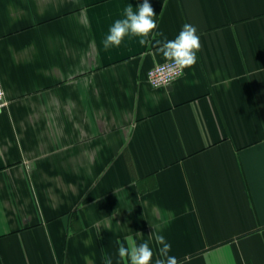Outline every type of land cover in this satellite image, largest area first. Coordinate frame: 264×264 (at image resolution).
Wrapping results in <instances>:
<instances>
[{
    "label": "crops",
    "instance_id": "1",
    "mask_svg": "<svg viewBox=\"0 0 264 264\" xmlns=\"http://www.w3.org/2000/svg\"><path fill=\"white\" fill-rule=\"evenodd\" d=\"M142 2L0 0V264H121L152 233L181 264H264V0H149L202 45L159 87L155 46L101 43Z\"/></svg>",
    "mask_w": 264,
    "mask_h": 264
},
{
    "label": "clouds",
    "instance_id": "2",
    "mask_svg": "<svg viewBox=\"0 0 264 264\" xmlns=\"http://www.w3.org/2000/svg\"><path fill=\"white\" fill-rule=\"evenodd\" d=\"M155 16L149 0H143L135 11L132 5L128 4L123 10L122 18L115 20L109 27L101 42L103 49L108 51L120 47L126 37L138 39L141 46H155L168 62L170 72L174 76H182L185 69L197 63V54L202 48L198 29L191 23H185L179 34L169 40L162 32L156 31L158 22L154 19ZM150 239H154L158 246V255L148 242L137 244L131 237L127 238V243L118 240L121 264H153L154 255H156L154 264H181L176 256L170 255L172 245L162 234L152 233ZM105 264H112L110 257L105 258Z\"/></svg>",
    "mask_w": 264,
    "mask_h": 264
},
{
    "label": "built area",
    "instance_id": "3",
    "mask_svg": "<svg viewBox=\"0 0 264 264\" xmlns=\"http://www.w3.org/2000/svg\"><path fill=\"white\" fill-rule=\"evenodd\" d=\"M167 61L151 67L146 74L147 81L154 87L166 86L171 84L179 77L174 76L167 67ZM185 71V70H184ZM184 74V73H183ZM7 105L5 91L0 86V112Z\"/></svg>",
    "mask_w": 264,
    "mask_h": 264
}]
</instances>
